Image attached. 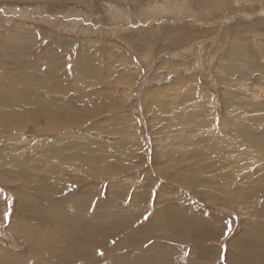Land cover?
Masks as SVG:
<instances>
[{
  "label": "rangeland",
  "instance_id": "1",
  "mask_svg": "<svg viewBox=\"0 0 264 264\" xmlns=\"http://www.w3.org/2000/svg\"><path fill=\"white\" fill-rule=\"evenodd\" d=\"M29 31L35 35H32L31 43L27 42ZM10 34L23 35L17 43L22 41L24 47L18 49L11 45L13 39ZM4 41L10 49L3 47ZM236 44L245 48L229 62L240 72L229 74L224 69L220 74L230 79L229 90L217 70L221 60L227 61L229 50H233ZM0 47L3 48L1 51L4 50L2 52L10 51L9 54L0 51V70H4L6 75L5 80L0 81V90L5 89L6 80L18 72L20 60L24 61V75L38 69L41 78L47 77L48 81L41 83L34 93V98L42 97L44 104L40 103L34 111L23 107L24 111L19 114L20 108L15 109L17 112L13 114L17 115L12 119H18L21 130L9 128L4 133L0 131V254L27 255V240L16 228L11 229L13 224H21L23 220L31 221L35 227H43V234L45 231L47 235L54 233L41 218H51L60 213L55 211L56 207L48 205L47 198L24 187L34 186L48 188L51 191L48 198L57 207L61 204L69 207V215L62 219L65 225H69L67 220H73L70 224L72 231L73 227L76 228L74 231H79L77 228L81 224L79 220L70 218L71 215L84 213L93 222L90 229L97 231V242L92 240L91 232H87L89 236L83 234L82 238L86 240L81 239V242L89 247H83L85 252H91L88 256L99 258L88 264H117L116 258L112 261L108 249L114 252L121 247L120 244L128 245L130 241L129 249L118 251L122 264H147L148 259L155 261L161 253L153 247L154 244L159 248L167 247L174 254L173 264H264V154H261L264 150V0H0ZM81 55L101 58V68L92 61V66L99 72L103 68L101 75L94 77L95 82L88 79L78 83L82 71ZM28 57L37 63L35 69L29 64L31 60ZM63 61L67 71L61 67ZM112 66L114 68L111 69ZM242 90L247 92L242 93L244 99L241 98ZM34 91L30 89V92ZM146 91H160L162 96L161 93L157 95L161 98L166 92L168 106H172L173 111L163 103L165 107L161 106L167 107L166 112L151 101L143 106V102H148L143 98ZM126 96L129 100L125 101ZM0 106H4L2 102ZM9 109L13 108L9 106ZM45 109L52 111L49 119L57 127L63 126L58 132L45 130L49 124L43 115L46 114V111L43 113ZM77 111L82 112L81 116ZM75 113L77 117L72 115ZM163 113L169 120L177 122L174 121L173 133L171 129L169 141L164 146L156 139L157 130L163 129L162 124H157L159 117H164ZM68 117L73 119L69 121ZM229 120L238 121L233 132H229L230 126H227ZM248 121L252 132L257 134L250 143L243 133ZM253 121H256L255 125ZM228 143H231L229 148ZM223 146L225 149H221ZM260 146L261 150H255ZM184 149V154L192 153V156L185 157ZM97 160L100 161L98 165ZM161 163L171 170H163ZM177 176L181 179L178 180ZM131 186L132 189L128 188ZM252 190L256 191L255 194L251 193ZM27 194L28 200L34 198L37 201L28 209L23 201ZM83 194L90 195V205L79 206L80 199L87 203ZM98 203L105 205L104 211ZM160 211L162 215L158 214ZM5 213L9 214L7 219ZM33 217H38L37 221L34 222ZM166 217L178 225L180 223L181 231L178 228L176 232L172 224L168 225L180 241H167L165 238L164 241H148L149 231L156 230L163 222L161 219ZM57 219L62 222V219ZM153 222L152 227L150 224ZM66 228L62 226L61 230L68 231V236L70 231ZM199 238L204 241H198ZM151 247L157 251L148 256L146 252ZM58 262L53 261L54 264ZM0 264L15 263L0 260Z\"/></svg>",
  "mask_w": 264,
  "mask_h": 264
},
{
  "label": "bare ground",
  "instance_id": "2",
  "mask_svg": "<svg viewBox=\"0 0 264 264\" xmlns=\"http://www.w3.org/2000/svg\"><path fill=\"white\" fill-rule=\"evenodd\" d=\"M33 1V0H32ZM87 4V3H86ZM129 19V18H128ZM32 35H34L33 33H31L30 31L28 32V35H27V42L28 43H31L32 41H33V37L35 36H32ZM23 38L24 36L23 35H21V34H19V35H11L10 34V38H12L13 39V41H12V44L11 45H16L17 46V48L18 49H20L21 48V46L22 47H24V44L22 43V41L18 44L17 42V40L19 39V38ZM68 44V43H67ZM68 46V45H67ZM3 47H5V48H8V49H10V47H8V45H7V43H6V41H4V45H3ZM258 47V46H257ZM0 48H2V47H0ZM45 48V47H44ZM71 48V47H70ZM243 48H245V47H243V45L242 44H240V45H238V44H236V45H234V47H233V50L231 49V50H229V52H228V55L226 56V59H227V61L226 62H224L223 60H221V63H220V65H219V69L217 70V74L219 75V76H222V75H220V74H223L224 73V69L229 73V74H231V73H234V72H240L239 71V68L238 67H236V66H234L232 63H230L229 61L230 60H232V59H234V57H236V56H238L239 55V52L240 53H242L243 51ZM264 48V47H263ZM3 49V48H2ZM7 49V50H8ZM46 49H48V47L46 48ZM45 49V50H46ZM51 49H53L52 47H51ZM256 49V48H255ZM261 49V48H260ZM44 50V51H45ZM254 50V49H253ZM0 51H1V49H0ZM2 51H4V50H2ZM1 51V52H2ZM48 51V50H47ZM245 51V50H244ZM255 51H257V50H255ZM260 51V50H259ZM7 52V51H6ZM6 52H2V53H5V54H9L10 53V51H8V53H6ZM54 52V51H53ZM260 52H262V51H260ZM48 53V52H47ZM55 53H57V52H55ZM4 54V55H5ZM40 54H41V52H40ZM262 54V53H261ZM51 55V54H50ZM55 55V54H54ZM8 56V55H7ZM6 56V57H7ZM44 56V55H43ZM43 56H41V58L43 57ZM46 56V55H45ZM4 57V56H3ZM32 57H34V56H32ZM32 57H28L31 61L29 62V64L32 66V68H36L37 67V63L35 62V61H32ZM47 57V56H46ZM45 57V58H46ZM79 57H81V60H82V71H81V75H80V77H79V80H78V83L80 82H85V81H87L88 79L91 81V82H95V79H94V77H99L101 74L100 73H102V69H101V72H99L98 70H96L97 68H95V66L93 67L92 66V63L93 62H95V63H97V66L99 67V68H101L102 67V62H101V58H98V59H95V58H91V57H88V56H85V55H81V56H79ZM109 57H111V56H109ZM114 57V56H113ZM16 58H18V57H16ZM40 58V57H39ZM29 59H27L26 58V60L28 61ZM114 59V58H113ZM5 60V59H4ZM47 60V59H46ZM130 60V59H129ZM240 60V59H239ZM16 61H17V59H16ZM93 61V62H92ZM104 61V60H103ZM131 61H132V59H131ZM45 61H44V59H43V62L42 63H44ZM228 62V63H227ZM236 62H237V60H236ZM46 63H48V62H46ZM64 63V61L62 62V65H61V67L62 68H64V70L63 71H65L66 70V64H63ZM227 63V64H226ZM238 63V62H237ZM126 64V63H125ZM233 66H232V65ZM68 65V64H67ZM111 65V64H110ZM121 65H124L123 64V62L121 63ZM131 65V64H130ZM41 66H43V65H41ZM46 66H48V65H46ZM96 66V67H97ZM114 66V65H113ZM111 67V69L112 68H114V67ZM23 67H24V61L22 62L21 60H20V63H19V65H18V72L16 73V74H12L11 75V77H9L7 80H6V88L5 89H1L0 90V102H2L3 103V105L4 106H0V131H2L1 133H4L5 131H6V129H9V128H15V129H17V130H19L21 127H20V124H19V122H18V119L16 118V117H14V118H16L15 119V121H13V117L12 116H14L15 114H13L14 112L16 113L17 111H15V109H18L19 110V108H20V111L19 112H17L18 114L21 112V110H22V112L24 111L22 108L23 107H25L26 109H28V111H34V108L35 109H37V106H39L40 107V103L42 104H44V99L42 98V97H37V99H35L34 98V95H36V94H34V93H36V90L40 87V85H41V83H45V82H48L46 79H47V77H45V76H47L48 75V72L46 73V75L44 76L45 78H41V75H40V73H38V69L36 70V71H34V72H32V73H30L29 75H24L23 74V71H22V69H23ZM60 67V68H61ZM125 67V66H124ZM127 67V66H126ZM42 68V67H41ZM49 68H51V63H49ZM68 68H69V66H68ZM98 68V69H99ZM104 68H105V65H104ZM128 68H130V67H128ZM39 69H40V67H39ZM44 69V68H43ZM110 69V70H111ZM116 69V68H115ZM119 69V68H118ZM127 69V68H126ZM54 70V69H53ZM58 70V69H57ZM114 70V69H113ZM27 71V70H26ZM47 71V70H46ZM45 71V72H46ZM55 71H56V69H55ZM62 71V69L60 70V72ZM67 71V70H66ZM114 71H116V70H114ZM114 71H113V73H114ZM27 72H29V71H27ZM113 73H111V77H112V75H113ZM114 74H118V73H114ZM124 74V73H123ZM50 76V75H49ZM88 76H92V77H88ZM106 76H107V74H106ZM108 76H110V75H108ZM43 77V76H42ZM60 77V76H59ZM86 77H88V78H86ZM5 78H6V75H5V71L4 70H0V81H3V80H5ZM50 79H51V77H49ZM49 78H48V80H49ZM53 78V77H52ZM108 78V77H107ZM110 78V77H109ZM115 78V77H114ZM126 78H127V76H126ZM60 79V78H59ZM99 79V78H98ZM104 78H102V80H103ZM111 79V78H110ZM116 79V78H115ZM37 80V81H36ZM105 80H107V79H105ZM105 80L103 81V82H105ZM221 80H222V82L225 84V87L227 88V89H229V90H231V82H230V79L228 78V77H225V78H223V76L221 77ZM50 81V80H49ZM97 81V80H96ZM101 81V80H100ZM99 81V82H100ZM123 81H125V80H123ZM127 81V80H126ZM102 82V81H101ZM109 82V81H108ZM121 83H122V81H120ZM129 81H127V83H128ZM53 83V82H52ZM57 83H58V81H57ZM117 83V82H116ZM93 84V83H92ZM100 84V83H99ZM106 84V83H105ZM110 83H108V85H109ZM118 84V83H117ZM123 84V83H122ZM107 85V86H108ZM129 85V84H128ZM247 85V84H246ZM103 86V85H102ZM128 87V86H127ZM30 89H34L35 91L34 92H30ZM56 89H57V86H56ZM106 89V88H105ZM243 91V90H242ZM147 92V91H146ZM159 93H157V92H152V91H150L149 93L147 92L144 96H143V98H144V100H146V101H148V102H143L142 103V105L144 106H146L147 104H149V101H151L152 103H153V105H154V103H155V105L156 104H159L158 106H157V108H161L162 106H168V105H170V104H168L167 102H169L168 100H169V98H168V96H167V94H166V92H165V94H164V97L163 98H161L159 95H157V94H160L161 92H162V90H161V92L160 91H158ZM246 91H243V92H241V98L242 99H244L245 98V95H243L242 93H245ZM247 93V92H246ZM129 95V94H128ZM161 96H162V93L160 94ZM246 96H248V95H246ZM129 98V96H126L125 97V101L127 100ZM51 100V99H50ZM129 100V99H128ZM249 100H251V99H249ZM44 101V102H43ZM47 101V100H46ZM142 101H143V99H142ZM58 102V101H57ZM251 102H253V101H251ZM47 103V102H46ZM49 103V102H48ZM161 103H163L164 105H162ZM243 103H246V102H243ZM247 103H249V101L247 102ZM48 105V104H47ZM154 105V106H155ZM162 105V106H161ZM9 106L11 107V108H13L14 109V111H13V109L11 110V109H9ZM45 106V105H44ZM49 106V105H48ZM153 106V107H154ZM161 106V107H160ZM164 106V107H165ZM241 106H243V105H241ZM253 106V105H252ZM38 107V108H39ZM110 107V106H109ZM113 107V106H112ZM148 107V106H147ZM168 107H172V106H168ZM255 107V106H254ZM42 108H43V105H42ZM46 109L47 108H49V107H45ZM70 108V107H69ZM149 108H150V106H149ZM155 108V107H154ZM163 108V107H162ZM162 108H161V111H162ZM252 108V107H251ZM39 109H41V108H39ZM44 109V108H43ZM44 110V112L43 113H45V111H46V114H43L44 116H46V118L48 119V121H49V124L46 126V128H45V130L46 131H59L60 129H62V127L63 126H59V127H57L56 126V124H54L53 123V121L52 120H50L49 118H50V114H51V112H48L47 110ZM50 109V108H49ZM71 109H72V107H71ZM71 109H69V111L71 110ZM165 109V110H164ZM166 109H167V107L166 108H163V111H165L166 112ZM250 109V108H249ZM257 109V108H256ZM52 110V109H51ZM75 110V109H74ZM76 110H78V109H76ZM149 110V109H148ZM171 110H172V108H171ZM170 110V111H171ZM50 111V110H49ZM62 111V110H61ZM60 111V112H61ZM68 111V112H69ZM150 111H153V110H150ZM173 111V110H172ZM171 111V112H172ZM21 112V113H22ZM48 112V113H47ZM75 112V111H74ZM73 112V110H72V113H74ZM167 112H169V111H167ZM40 113H41V110H40ZM50 113V114H49ZM53 113H54V111H53ZM53 113H52V116H53ZM77 114L79 113L80 114V116H81V114H82V112L80 113V111H77L76 112ZM76 113L75 114H72V115H74V116H76ZM156 113H157V111H156ZM42 114V113H41ZM61 114V113H60ZM162 114V113H161ZM161 114H159V115H161ZM164 114V113H163ZM169 114V113H168ZM171 114V113H170ZM251 114H252V112H251ZM17 115V114H16ZM15 115V116H16ZM20 115H22V114H20ZM19 115V116H20ZM37 115V114H36ZM70 115H71V113H70ZM69 115V116H70ZM87 115V114H86ZM154 115V114H153ZM167 115V114H166ZM255 115H257V113L255 114ZM23 116V115H22ZM21 116V117H22ZM25 116L27 117V114L25 113ZM25 116H23V117H25ZM88 116L90 117V115L88 114ZM261 116V115H260ZM262 116H264V115H262ZM26 117H25V119H26ZM39 117V116H38ZM70 117H72V116H70ZM77 117V116H76ZM78 117H79V115H78ZM246 117H247V115H246ZM18 118H20V117H18ZM55 118V117H54ZM57 118V117H56ZM69 118V117H68ZM80 118V117H79ZM249 118V117H248ZM61 119V118H60ZM65 119V118H64ZM70 119L71 118H69L68 120L70 121ZM73 119V118H72ZM71 119V120H72ZM170 118H167V117H165V114H164V117H162V116H160L159 117V123H158V121H157V119H155L156 121H157V124H162V126H163V129H160V130H157V132H156V139H158V141L160 142L159 144H163V146H164V143L169 139V137H168V135H169V133L171 132V129L173 128V127H175V120H173V121H171V120H169ZM171 119H174V118H171ZM250 119L252 120V118L250 117ZM253 119H256V118H253ZM6 122H4V121ZM13 122H12V121ZM21 120V118L19 119V121ZM24 120V119H23ZM67 120V119H66ZM245 120H247V118L245 119ZM263 119H261V121H262ZM27 121V120H26ZM62 121V120H61ZM60 120H59V122H61ZM175 121V122H174ZM181 121V120H180ZM180 121H178V124H181V123H179ZM21 122H24V121H21ZM57 122V121H56ZM66 122H68V121H65L64 123H66ZM76 122V121H75ZM155 122V121H154ZM249 122V121H248ZM254 122V121H253ZM256 122V121H255ZM255 122L253 123L254 125H255ZM264 122V121H263ZM25 123V122H24ZM177 123V122H176ZM228 125L227 126H230V131L229 132H233L234 131V128H233V126H236V125H238V121H236V120H229L228 122ZM246 123V122H245ZM244 123V124H245ZM257 123H259V122H257ZM8 124V125H7ZM58 124V123H57ZM61 124L63 125V123L61 122ZM125 124V123H124ZM155 124V123H154ZM153 124V125H154ZM178 124H176L177 126H178ZM252 124V123H251ZM260 124H262V123H260ZM23 125V124H22ZM21 125V126H22ZM66 125H68V124H66ZM65 125V126H66ZM70 125H72V124H70ZM174 125V126H173ZM176 126V127H177ZM73 127V126H72ZM155 127H156V125H155ZM155 127H153V128H155ZM179 127V126H178ZM19 128V129H18ZM66 128H67V126H66ZM158 128V127H157ZM68 129V128H67ZM180 129H181V125H180ZM21 130V129H20ZM155 130H156V128H155ZM177 130V129H176ZM179 130V129H178ZM7 131H9V130H7ZM65 131V130H64ZM69 131V130H68ZM175 131V130H174ZM11 132V131H10ZM57 132H54V133H56L57 134ZM62 133H64V132H62ZM61 133V134H62ZM172 133H173V129H172ZM176 133H178V132H176ZM180 134L182 133L181 131L179 132ZM186 133H188V131L186 132ZM243 133H246V138H245V136H243L244 138H245V140L247 141V143H250V139H252V137H254V136H256L257 134H255L254 133V131L252 132V129H251V126H250V122L247 124V126H246V128L243 130ZM257 133V132H256ZM60 134V135H61ZM232 134H235V133H232ZM173 135H175V134H173ZM179 135V134H178ZM182 135H186V134H182ZM188 135V134H187ZM238 135V134H237ZM170 136V135H169ZM234 136V135H233ZM238 136H240V135H238ZM181 136H179L178 138H180ZM55 138H57V137H55ZM58 138H59V136H58ZM172 138H175V136L174 137H172ZM172 138H171V140H172ZM183 138V137H182ZM186 138V137H185ZM242 138V137H241ZM244 138H242L243 140H244ZM181 139V138H180ZM184 139V138H183ZM255 139V138H254ZM257 139V138H256ZM232 140V139H231ZM158 141L156 140V142L158 143ZM169 141V140H168ZM173 141V140H172ZM211 141V140H210ZM134 142V141H133ZM155 142V143H156ZM175 142V141H174ZM180 141L178 140V143H179ZM184 142H185V140H184ZM245 142V141H244ZM255 142V141H254ZM135 143V142H134ZM181 143V142H180ZM246 143V144H247ZM252 143H253V141H252ZM251 143V144H252ZM173 144V143H172ZM177 144V143H176ZM229 144H231V143H228V145H227V147L229 148ZM135 145V144H134ZM167 145V144H166ZM138 147H139V145H137ZM159 146V145H158ZM184 146V145H183ZM183 146H181V148L183 147ZM185 146H186V143H185ZM246 146V145H245ZM175 147V146H174ZM166 148V147H165ZM168 148V147H167ZM171 148V147H170ZM170 148H169V150H170ZM178 148H180V146L178 147ZM231 148V147H230ZM246 148V147H245ZM252 148H254L253 146H252ZM41 149V148H40ZM86 149V148H85ZM221 149H225V147L223 146V148H221ZM247 149H249V148H247ZM251 149V148H250ZM262 149V146H260L259 148H255V150H261ZM63 150V149H62ZM157 150V149H156ZM162 150H164V149H162ZM166 150V149H165ZM168 150V149H167ZM181 150V149H180ZM58 151H60V149L58 150ZM160 151V150H159ZM177 152V150H174V152ZM184 151H185V149L183 150V154H184ZM251 151V150H250ZM253 151H254V149H253ZM257 151H255V152H257ZM60 152H62V151H60ZM103 152V151H102ZM157 152V151H156ZM163 152V151H162ZM168 152V151H167ZM175 152V153H176ZM36 153V152H35ZM121 153V152H120ZM135 153V152H134ZM170 153V152H169ZM187 153V152H186ZM191 153V152H190ZM194 153V152H193ZM249 154L251 153V152H248ZM264 154V150H261V154ZM41 154V153H40ZM53 154V153H52ZM65 154V153H64ZM105 154V153H104ZM125 154V153H124ZM177 154V153H176ZM180 154H182V153H180ZM29 155V154H28ZM39 155V154H38ZM55 155V154H54ZM57 155V154H56ZM61 155H62V157H63V153H61ZM120 155H123V154H120ZM135 155V154H134ZM158 155V154H157ZM168 155V154H167ZM170 155V157L171 158H173L172 157V155H171V153L169 154ZM168 155V156H169ZM185 155V157L188 155V153L187 154H184ZM194 156L196 155L195 153L193 154ZM32 156V155H31ZM35 156V155H34ZM59 156H60V154H59ZM66 156V155H65ZM98 156H100V154L98 155ZM163 156H165V155H163ZM177 156V155H176ZM181 156H183V155H181ZM189 157H191L192 156V153H191V155L189 154L188 155ZM194 156H193V158H194ZM26 157H28V156H26ZM53 157V156H52ZM85 157H87V156H85ZM161 157V156H160ZM167 156H165V158H166ZM34 158V157H33ZM55 158V157H54ZM90 158V157H89ZM93 158V157H92ZM92 158H90V159H92ZM101 158V157H100ZM175 158H177V157H175ZM174 158V159H175ZM179 158H181L180 156H179ZM183 158V157H182ZM24 159V158H23ZM46 159V158H45ZM61 159V158H60ZM62 159H64V158H62ZM87 159V158H86ZM85 159V160H86ZM98 159V158H97ZM103 159H105V158H103ZM108 159V158H107ZM158 159H159V157H158ZM163 159H164V157H163ZM178 159V158H177ZM25 160H26V158H25ZM28 160V159H27ZM30 160V159H29ZM89 160V159H88ZM93 161L95 160V159H92ZM100 161H101V159H99ZM99 160H97L98 162H96L97 163V165H98V163L100 162ZM165 160V159H164ZM173 160V159H172ZM180 160V159H179ZM178 160V161H179ZM184 160V159H183ZM182 160V161H183ZM32 161V160H31ZM36 161V160H35ZM41 161V160H40ZM43 161V160H42ZM63 161H65V160H63ZM108 161V160H107ZM135 161V160H134ZM162 161V160H161ZM24 162V161H23ZM22 162V163H23ZM86 162H88L87 160H86ZM103 162H105V160L103 161ZM103 162H101V163H103ZM124 162V161H123ZM176 162V161H175ZM174 162V163H175ZM226 162V161H225ZM17 163V162H16ZM29 163V162H28ZM37 163H39L38 161H37ZM62 163V162H61ZM64 163V162H63ZM246 163V162H245ZM244 163V164H245ZM4 164V163H3ZM20 164V163H19ZM42 164V163H41ZM40 164V165H41ZM60 164V163H59ZM166 164V163H165ZM167 164L169 165V163H168V160H167ZM179 164H180V161H179ZM182 164V163H181ZM224 164V163H223ZM226 164H227V162H226ZM10 165H12V164H10ZM21 165V164H20ZM26 165V164H25ZM27 165H29V164H27ZM87 165V164H86ZM92 165V164H91ZM96 165V166H97ZM160 165H162L161 167H164L163 168V170L164 169H168L169 170V168L168 167H166L165 168V165H163L162 163L160 164ZM246 165V164H245ZM90 166V165H89ZM88 166V167H89ZM156 166V165H155ZM180 166V165H179ZM228 166V165H227ZM226 166V167H227ZM3 167V166H2ZM8 167V166H7ZM94 167H95V165H94ZM114 167H116V166H114ZM129 167V166H128ZM161 167H160V169H161ZM33 168V167H32ZM32 168H29V169H32ZM91 169L93 168V166L92 167H90ZM175 168V167H174ZM23 169V168H22ZM34 169H35V167H34ZM33 169V170H34ZM39 169V168H38ZM111 169H112V167H111ZM120 169V168H119ZM18 170H19V168H18ZM40 170V169H39ZM93 170H95V169H93ZM99 169H97L96 171H94V173H96L97 171H98ZM102 170V169H101ZM171 170V169H170ZM169 170V171H170ZM173 170V169H172ZM193 170V169H192ZM17 171V170H16ZM21 171V170H20ZM110 171V170H109ZM156 171H157V167H156ZM162 171V170H161ZM25 172V171H24ZM23 172V173H24ZM34 172H36V170L34 171ZM39 172V171H38ZM40 172H41V170H40ZM39 172V173H40ZM101 172V171H100ZM163 172H165V171H163ZM195 172V171H194ZM13 173V172H12ZM27 173H29V171L27 172ZM99 173V172H98ZM97 173V174H98ZM103 173V172H102ZM102 173H101V175H102ZM109 173V172H108ZM16 174V173H15ZM31 174V173H30ZM35 174V173H34ZM97 174H95V175H97ZM113 174V173H112ZM132 174V173H131ZM164 174V173H163ZM172 174V173H171ZM178 174H180V172L178 173ZM19 175H21V173L19 174ZM26 175V174H25ZM33 175V174H32ZM149 175V174H148ZM166 175H167V173H166ZM17 176V175H16ZM34 176V175H33ZM109 176V175H108ZM139 176V175H138ZM170 176V175H169ZM106 177V176H105ZM162 177V176H161ZM166 178L168 177V175L167 176H165ZM164 177V178H165ZM178 177V180L179 179H181V178H179V177H181V176H177ZM183 177H184V175H183ZM182 177V178H183ZM65 178V177H64ZM113 178V177H112ZM139 178H141V177H139ZM170 178V177H169ZM71 179V178H70ZM89 179H90V177H89ZM89 179H87V180H89ZM138 179V178H137ZM136 179V180H137ZM168 179V178H167ZM171 179V178H170ZM173 179V178H172ZM177 179V178H176ZM45 180H46V178H45ZM78 180V179H77ZM86 180V181H87ZM197 180H199V179H197ZM47 181V180H46ZM90 181V182H89ZM89 181H87V182H89V183H91L92 182V180L90 179ZM128 181V180H127ZM112 182V181H111ZM118 182V181H117ZM176 182H177V180H176ZM175 182V183H176ZM192 182V181H191ZM52 183V182H51ZM61 183V182H60ZM114 183V182H113ZM130 183H132V182H130ZM177 183H179V182H177ZM195 183V181L192 183V184H194ZM50 184V183H49ZM68 184V183H67ZM70 184V183H69ZM96 184V183H95ZM56 185V184H55ZM118 185V184H117ZM121 185V184H120ZM131 185V184H130ZM133 185H135L134 183H133ZM196 185V184H195ZM197 187H198V185H196ZM202 186H203V184H202ZM24 187H26V190L28 189V190H30V191H32V192H35V193H39L40 194V196L41 197H44L45 199H46V202L48 203V205H51L52 207L54 206V207H56L57 208V210H55L54 208H52V209H54L55 211H57V213H60V215H57V214H54L51 218H49V216H45V217H42L41 219H42V221L43 222H45L44 224H47L48 223V226H50L51 227V232H54V233H49L48 235H47V233H46V231H45V233L43 234V231H44V228L43 227H35V225H33L32 224V222L31 221H28V220H23V223H19V224H13V226L11 227V229H13V228H16V230L19 232V234H21L22 235V237L23 238H25L26 240H27V255L26 256H23L22 254L21 255H19V256H16V255H13V254H11V253H9V252H6V253H4V254H0V260H6V261H10V262H13V263H15V264H54L53 263V261H59L57 264H88V263H91V262H93V261H95V260H98V258H96V257H94V258H91V257H93V256H88V253L89 252H85V250L83 249V247L85 246L84 244L85 243H82L81 242V239H83V241H85L86 240V238H82V235L84 234V235H90L89 233H87V232H91L92 233V235H91V238H92V240H94V241H96V234H97V231L96 230H91L90 229V227H93L94 226V224H92L93 222H90L89 221V219H88V216L86 215V214H81V213H76L75 215H71L70 216V218L71 217H73L72 219H76V220H79V222H80V227H78L77 228V230H79V231H74L76 228H74L72 225V227H73V231L70 229V224H71V222L73 221V220H67L66 221V219H64L69 225H65V223L63 222V219L62 218H64V216L65 215H67L68 214V212H67V210H68V208L66 207V205L65 204H61V205H59V207H57V205L54 203V201L51 199V198H48V195L50 196V193H51V191L50 190H48V188H36V187H34V186H24ZM23 187V188H24ZM64 187V186H63ZM121 187V186H120ZM134 187V186H133ZM138 187V186H137ZM136 187V188H137ZM151 187V186H150ZM256 187V186H255ZM51 188V187H50ZM128 188H131L132 189V186L131 187H128ZM128 188H125V189H128ZM152 188V187H151ZM94 189V188H93ZM138 189V188H137ZM141 188L139 187V190H140ZM60 190H62V189H60ZM92 190V189H91ZM138 190V191H139ZM235 190V189H234ZM242 190V189H241ZM254 190V189H253ZM252 190V192L251 193H253L254 191ZM93 191V190H92ZM122 191V190H121ZM136 191V190H135ZM237 191H239V189L237 190ZM20 192V191H19ZM22 192V191H21ZM27 192V191H26ZM98 192V191H97ZM113 192H114V189H113ZM124 192V191H123ZM122 192V193H123ZM147 192V191H146ZM227 192V191H226ZM241 192V191H240ZM256 192V191H255ZM255 192H254V194H255ZM18 193V192H17ZM16 193V194H17ZM66 193V192H65ZM64 193V194H65ZM93 193H95V192H93ZM101 193V192H100ZM115 193V192H114ZM145 193V192H144ZM171 193V192H170ZM237 193V192H236ZM60 194H62V193H60ZM70 194V193H69ZM77 194V193H76ZM133 194V193H132ZM161 194V193H160ZM249 194V193H248ZM253 194V195H254ZM22 195H23V193H22ZM25 195H26V193H25ZM28 196H24L23 197V201H24V203H25V205H24V207L26 206L27 207V209H28V207H34V205L35 204H37L36 202L37 201H34V198L31 200V199H29L28 200V197H29V194H27ZM63 195V194H62ZM83 195H86V194H83ZM146 195V194H145ZM161 195H163V194H161ZM174 195V194H173ZM239 195V194H238ZM53 196H54V194H53ZM77 196V195H76ZM81 196V195H80ZM79 196V197H80ZM90 195H86L85 197L87 198H83V199H86L87 200V203L86 202H84L82 199H80V201L81 202H83V204H80L81 202L79 201V206H81V205H90V201H89V197ZM96 196V195H95ZM116 196V195H115ZM117 196H119V195H117ZM134 196H136V194L134 195ZM158 196V195H157ZM178 196H180V195H178ZM232 196V195H231ZM247 196V195H246ZM21 197V196H20ZM51 197H52V195H51ZM70 197V196H69ZM78 197V198H79ZM99 197V196H98ZM151 197V196H150ZM172 197V196H171ZM174 197V196H173ZM181 197V196H180ZM221 197H222V195H221ZM224 197H226V196H224ZM233 197V196H232ZM239 198H240V196H238ZM237 197V199L236 200H238L239 198ZM248 197H249V195H248ZM19 198V197H18ZM61 198V197H60ZM91 198V197H90ZM93 198V197H92ZM134 198V197H133ZM66 199V198H65ZM117 199V198H116ZM152 199V198H151ZM158 199V198H157ZM159 199H160V196H159ZM177 199V198H176ZM28 200V201H27ZM48 200V201H47ZM99 200V199H98ZM171 200V199H170ZM169 200V201H170ZM233 200H235V199H233ZM95 201V200H94ZM155 201V200H154ZM158 201V200H157ZM156 201V202H157ZM171 201H173V200H171ZM177 201V200H176ZM175 201V202H176ZM18 202V201H17ZM57 202V201H56ZM63 202V201H62ZM97 202V201H96ZM100 202V201H99ZM153 202V201H152ZM161 202H162V200H161ZM174 202V203H175ZM235 202V201H234ZM233 202V203H234ZM22 203V202H21ZM64 203V202H63ZM67 203V202H66ZM119 203V202H118ZM129 203V202H128ZM135 203V202H134ZM133 203V204H134ZM155 203V202H154ZM159 203V202H158ZM166 203V202H165ZM172 203V202H171ZM100 206H101V208L103 209L104 208V206H103V203H98ZM136 204V203H135ZM138 204V203H137ZM159 204H161V203H159ZM20 205V204H19ZM38 205H39V203H38ZM68 205V204H67ZM122 205V204H121ZM132 205V204H131ZM139 205V204H138ZM162 205V204H161ZM235 205V204H234ZM110 206V205H109ZM119 206H120V204H119ZM133 206V205H132ZM137 206V205H136ZM140 206V205H139ZM236 206V205H235ZM22 207V206H21ZM20 207V208H21ZM25 207V208H26ZM116 207V206H115ZM123 207V206H122ZM122 207H120V208H122ZM134 207V206H133ZM161 207V206H160ZM174 207L176 208V206L174 205ZM19 208V209H20ZM117 208V207H116ZM119 208V209H120ZM140 208V207H139ZM174 208V209H175ZM180 208V207H179ZM236 208V207H235ZM105 209H107V208H105ZM118 209V208H117ZM116 209V210H117ZM127 209V208H126ZM137 209V208H136ZM142 209V208H141ZM168 209V208H167ZM170 209V208H169ZM173 209V208H172ZM178 209V208H177ZM109 210H111V209H109ZM139 210V209H138ZM161 210H163L162 208H161ZM176 210V209H175ZM175 210H172V212L173 211H175ZM63 211H66L67 213L65 214ZM103 211H104V209H103ZM125 211V210H124ZM140 211V210H139ZM164 211V210H163ZM167 211V210H166ZM170 211H171V209H170ZM18 212V211H17ZM23 212V211H22ZM31 212V214H33L34 213V211H30ZM47 212H48V210H47ZM64 214H63V213ZM108 211H105L104 213H107ZM118 212V211H117ZM127 212H128V210H127ZM130 212V211H129ZM179 212V211H178ZM113 213V212H112ZM111 213V214H112ZM161 214L162 215V212L160 211V212H158V214ZM170 213V212H169ZM19 214V213H18ZM102 214V213H101ZM101 214H100V216H101ZM114 214H116V213H114ZM118 214H119V212H118ZM117 214V215H118ZM157 214V215H158ZM34 215H36V214H34ZM69 215V214H68ZM81 215H83V216H81ZM140 215V214H139ZM161 215H159V216H161ZM167 215V214H166ZM169 215V214H168ZM21 215H19V217H20ZM100 216H99V218H100ZM127 216H129V215H127ZM163 216L165 217V215L163 214ZM16 217V216H15ZM18 217V218H19ZM66 217V216H65ZM133 217V216H132ZM162 217V216H161ZM1 218V217H0ZM57 218H60V219H62V222L59 220V219H57ZM111 218V217H110ZM37 219H38V217H33L32 218V220L35 222V221H37ZM116 219V218H115ZM127 219H129V217H127ZM139 219V218H138ZM177 219H179V218H177ZM185 219V218H184ZM183 219V220H184ZM21 220V219H20ZM29 220H30V218H29ZM108 220V219H107ZM173 219H168V217H166L165 219H161V221H163V222H161L160 223V225L158 226V228L156 229V230H150L149 231V233H148V236H146L148 239V241H152L153 239H162L163 241H164V238L165 239H167V241L168 240H173V241H180V237H178V236H176L175 237V233H172L170 230H169V226L168 225H171L172 224V226L171 227H173L174 228V232H176V230L179 228V226H180V223H179V225H178V223H176V222H173L172 221ZM16 221V220H15ZM22 221V220H21ZM103 221V220H102ZM113 221V220H112ZM128 221V220H127ZM126 221V222H127ZM129 221H130V219H129ZM186 221V220H185ZM20 222V221H19ZM50 222L52 223V224H50ZM95 222V221H94ZM98 222V221H97ZM105 222V221H104ZM118 222V221H117ZM100 223V222H99ZM103 223V222H102ZM134 222L132 221V224H133ZM182 223H185L184 221H182ZM181 223V224H182ZM189 223V222H188ZM12 224V223H11ZM43 224V225H44ZM50 224V225H49ZM91 226H90V225ZM105 224V223H104ZM108 224V223H107ZM111 224V223H110ZM132 224H130V225H132ZM55 225V226H54ZM106 225V224H105ZM129 225V226H130ZM152 227L154 226V222L152 223V224H150ZM162 225V226H161ZM37 226H38V224H37ZM40 226V225H39ZM47 226V227H48ZM62 226H66L67 228H68V230L70 231V235H68L67 236V233H68V231H67V228H66V231H67V233H65V232H63V230H61V227ZM98 226V225H97ZM102 226V225H101ZM100 226V227H101ZM115 226H117V224H115ZM114 226V227H115ZM119 226V225H118ZM117 226V227H118ZM150 226V227H151ZM45 227V226H44ZM54 227H55V229H54ZM111 227H113V226H111ZM122 227V226H121ZM102 228H103V226H102ZM105 228H107V227H105ZM126 228H127V226H126ZM125 228V229H126ZM142 228V227H141ZM172 228V229H173ZM180 228H182V227H180ZM179 228V229H180ZM191 228H193V227H191ZM46 229H48V228H46ZM63 229H64V227H63ZM129 229V228H128ZM143 229H144V227H143ZM153 229V228H152ZM171 229V228H170ZM50 230V229H49ZM12 231V230H11ZM65 231V230H64ZM143 232H145V230H142ZM141 230L139 231V232H142ZM179 231H181V229L179 230ZM105 232V231H104ZM112 233V232H111ZM105 234V233H104ZM143 234V233H142ZM145 234V233H144ZM178 234V233H177ZM176 234V235H177ZM248 234V233H247ZM106 235V234H105ZM132 235V234H131ZM138 235H141L140 233L138 234ZM49 236V237H48ZM152 236V237H151ZM145 237V238H146ZM151 237V238H150ZM88 238V237H87ZM130 238H131V236H130ZM138 238L140 239V237L138 236ZM52 239V240H51ZM129 239V238H128ZM134 239V238H133ZM25 240V241H26ZM88 240H91V239H88ZM144 240H146V239H144ZM146 240V241H147ZM155 240V241H156ZM198 241H204V240H202V238H199V239H197ZM256 240L257 239H255V243H256ZM135 241V240H134ZM140 241V240H139ZM138 241V242H139ZM172 241V242H173ZM245 241H246V239H245ZM264 241V240H263ZM50 242H52L51 244H52V246H51V248H49V244H50ZM93 242V241H92ZM97 242V241H96ZM145 242V241H144ZM89 243V242H88ZM100 244H101V242H99ZM104 243V242H103ZM130 243H131V241H130ZM129 243V244H130ZM136 243V242H135ZM135 243H134V245H135ZM142 243H143V241H142ZM148 243V242H147ZM156 243V242H155ZM248 243H250V239H249V242ZM254 243V244H255ZM91 244V243H90ZM95 244V243H94ZM128 244V245H129ZM139 244V243H138ZM241 244H242V242H241ZM254 244H253V247L252 248H254ZM121 245V247L120 248H118L117 250H115L114 252H112L110 249H108V251L111 253V255H112V261H114L115 260V258H116V261H117V264H122V263H120L119 261L120 260H122V258L118 255V251H122V249H124V248H127V249H129L127 246L128 245H126V243H124L123 245L122 244H120ZM131 245V244H130ZM129 245V246H130ZM141 246H142V244H140ZM151 245H153V244H151ZM164 245V244H163ZM243 245V244H242ZM259 245H261V243L259 244ZM263 245V244H262ZM261 245V246H262ZM94 246V245H93ZM99 246V245H98ZM97 246V247H98ZM101 246V245H100ZM102 246H103V244H102ZM247 246V245H246ZM246 246H244V247H246ZM256 246H258L257 245V243H256ZM255 246V247H256ZM85 247H88V246H85ZM91 247H92V245H91ZM90 247V248H91ZM131 247V246H130ZM153 247H157V249L159 250V252L161 253V255H159V254H157V255H159L156 259H155V261L154 260H152V259H148L147 260V264H173V259H172V257L174 256V254L173 253H171V251H169L168 249H167V247L166 248H159V246H155V244L153 245ZM263 247V246H262ZM89 248V247H88ZM106 248H107V246H106ZM105 249V248H104ZM112 249H114V248H112ZM132 249V248H131ZM162 249V250H161ZM165 249V250H164ZM257 249V248H256ZM263 249H264V247H263ZM262 249V250H263ZM97 250H98V248H97ZM125 250V249H124ZM156 250V249H155ZM89 251V250H88ZM93 251H94V249H93ZM157 251V250H156ZM156 251H154V249H152V247H151V249L149 248V249H147V252H146V254L148 255V256H150V254H155L156 253ZM261 251V250H260ZM263 252H264V250H263ZM87 253V254H86ZM91 253V252H90ZM89 253V254H90ZM94 253V252H93ZM95 253H99V251L98 252H95ZM93 255V254H92ZM98 255V254H97ZM109 255V254H108ZM145 255V254H144ZM95 256V255H94ZM121 256H123V255H121ZM111 257V256H110ZM100 258H101V256H100ZM78 262H80V263H78ZM88 262V263H87ZM95 263V262H94ZM111 263V262H110ZM56 264V263H55ZM181 264H183V263H181Z\"/></svg>",
  "mask_w": 264,
  "mask_h": 264
},
{
  "label": "snow or ice",
  "instance_id": "3",
  "mask_svg": "<svg viewBox=\"0 0 264 264\" xmlns=\"http://www.w3.org/2000/svg\"><path fill=\"white\" fill-rule=\"evenodd\" d=\"M9 217V214L8 213H5V218L7 219ZM102 255V253H101Z\"/></svg>",
  "mask_w": 264,
  "mask_h": 264
}]
</instances>
